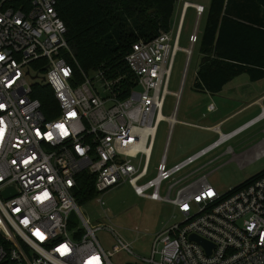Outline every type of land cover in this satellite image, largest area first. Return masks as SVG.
I'll use <instances>...</instances> for the list:
<instances>
[{"label":"built area","instance_id":"obj_1","mask_svg":"<svg viewBox=\"0 0 264 264\" xmlns=\"http://www.w3.org/2000/svg\"><path fill=\"white\" fill-rule=\"evenodd\" d=\"M58 3L0 0V264H113L77 202L83 172L101 204V193L128 181L137 195L173 206L177 221L155 235L150 257L142 258L147 264H264V173L226 194L200 173L207 164L177 175L235 130L171 166L167 144L149 177L158 126L175 122L163 116L166 97H176L174 115L180 98L169 89L175 56L186 53L183 84L205 6L183 3L182 14L196 12L189 47L180 45V21L175 33L134 42L124 56L126 73L102 64L77 75ZM43 85L53 90V117L33 96ZM261 143L256 158L264 156ZM73 211L82 225L70 219Z\"/></svg>","mask_w":264,"mask_h":264},{"label":"rangeland","instance_id":"obj_2","mask_svg":"<svg viewBox=\"0 0 264 264\" xmlns=\"http://www.w3.org/2000/svg\"><path fill=\"white\" fill-rule=\"evenodd\" d=\"M208 6L210 0H199ZM182 1L175 3L170 30L175 33L179 19ZM196 21L195 13L189 11L184 18L180 45L189 47V35ZM205 25V17L199 21V34ZM161 31V30H160ZM198 44L193 48L190 65L184 83L183 74L186 64V53L178 51L172 69L169 89L181 91L175 114L176 121L170 129V124L162 120L158 126L154 148L150 160L149 177L156 175V166L160 162L167 144L168 165L171 166L193 154L208 142L217 138V134L205 128H197L186 122L203 126L211 125L229 114H232L248 101L264 93V78L253 81L247 73H241L227 84L222 92L210 93L195 88L197 69L200 56ZM214 104V110H209V104ZM176 106V97L169 94L166 97L163 114L171 116ZM246 113L239 114L228 124V129L234 128L260 112L254 107ZM205 114V115H203ZM247 114V115H246ZM209 139L208 142L204 141ZM264 138V117L239 131L228 140L212 148L207 155L195 163L185 167L177 175L190 174L206 160L212 159L226 148H231L229 154L220 156L213 165L205 167L202 173H209L208 181L220 193L226 194L235 186L264 170V156L250 161L244 160L243 153ZM197 175L198 178L201 174ZM165 185L160 193L165 194ZM104 203L94 197L79 204L83 216L95 229L96 236L113 264L140 263L147 264L142 258L150 257L151 246L155 235L161 229L174 221L171 220L173 206L167 202L153 200L135 193L128 181L100 194ZM70 219L76 225H82L81 217L73 211ZM142 232L137 237L135 228ZM126 245L129 250H127Z\"/></svg>","mask_w":264,"mask_h":264},{"label":"trees","instance_id":"obj_3","mask_svg":"<svg viewBox=\"0 0 264 264\" xmlns=\"http://www.w3.org/2000/svg\"><path fill=\"white\" fill-rule=\"evenodd\" d=\"M178 0H59L58 11L67 26L72 55L67 57L77 75L102 64L112 71H128L124 56L138 39L146 41L160 30L169 31ZM199 34L201 55L195 88L216 93L241 73L253 81L264 78V0H210ZM47 117L55 116L53 90L43 85L33 94ZM264 173L251 176L237 189ZM90 175H80L75 195L83 204L96 195ZM229 191V192H230ZM228 193V192H227Z\"/></svg>","mask_w":264,"mask_h":264},{"label":"crops","instance_id":"obj_4","mask_svg":"<svg viewBox=\"0 0 264 264\" xmlns=\"http://www.w3.org/2000/svg\"><path fill=\"white\" fill-rule=\"evenodd\" d=\"M179 1H182V3H184V2H189V3H195V4H201V5H204L205 6V8L207 9L208 8V6H209V4H210V1H209V4H208V6H206L205 4H204V2H201V1H199V0H179ZM182 9L183 8H180V14H179V19H178V22H177V25L180 23V21H183V23H184V18L187 16V14L189 13V11H192V13H195V15H196V12H195V9L193 8V7H189V8H187V10H186V12H185V14H182ZM195 23H196V21H195ZM177 28V27H176ZM172 31H173V29H172ZM232 81V80H231ZM231 81H229L227 84H229ZM227 84L223 87V89L221 90V91H219V92H222L224 89H225V87L227 86ZM181 92V91H180ZM216 93H218V92H216ZM210 104H212V103H210ZM209 104V105H210ZM208 105V106H209ZM214 105V104H213ZM254 107H259L260 108V112L259 113H257L256 115H254L253 117H250L249 119H247V120H245L244 122H242L241 124H239L238 126H236V127H234V128H231V129H228V126L230 125V124H228L230 121H232L236 116H238L239 114H242V113H246L247 111H249L250 110V113H252V109L254 108ZM264 108V93H261V94H259L256 98H254V99H252V100H250V101H248L244 106H242V107H240L239 109H237L235 112H233L232 114H229V115H227V116H224V117H222V118H219V120L217 121V122H215V123H213V124H211V125H208V126H203V125H201L202 127L201 128H205V129H208V130H210V131H213L215 134H217L218 136H217V138H215L214 140H212V141H210V142H208L209 141V139L207 138V139H205L204 141H206V142H208V144L207 145H205V146H203L202 148H205V147H209L210 145H212L213 143H215L216 141H218V139L220 138V136H221V134H227V133H230V132H232V131H234V130H236L237 129V132H235V134L236 133H238L239 131H241V129L243 128V129H245L247 126H249V125H246L247 123H249L250 121H252L254 118H256L260 113H261V111H262V109ZM173 116H175L174 114H172ZM204 115V114H203ZM247 115V114H246ZM173 119V118H172ZM175 121H176V119H175ZM257 122V121H256ZM186 123H191V122H186ZM195 124H197V123H195ZM200 125V124H199ZM244 125H246V126H244ZM238 129H240V130H238ZM242 129V130H243ZM235 134H233V135H235ZM233 135H230V136H228L227 138H225L224 140H223V142L224 141H226V140H228L230 137H232ZM264 139V138H263ZM263 139H261L260 141H258L255 145H253L250 149H248L247 151H245L244 153H243V157H246V159H244V160H247V161H250L251 159H255L256 158V156H257V154H258V152L261 150V147H262V140ZM218 145V144H217ZM202 148H200V149H202ZM214 148V147H213ZM212 149V148H211ZM198 151V150H197ZM231 151H232V149L231 148H226L225 150H223L220 154H218L216 157H214V158H212V159H209V160H206L203 164H207L206 165V167H208V166H211V165H213V163L216 161V159L217 158H219L220 156H223V155H226V154H229V153H231ZM210 161H213V162H210ZM202 164V165H203Z\"/></svg>","mask_w":264,"mask_h":264},{"label":"water","instance_id":"obj_5","mask_svg":"<svg viewBox=\"0 0 264 264\" xmlns=\"http://www.w3.org/2000/svg\"><path fill=\"white\" fill-rule=\"evenodd\" d=\"M8 193H9V192L6 191V192H5V195H7ZM191 239H193V240H195V241H197V242L203 244L205 247L208 248V250H210V248H211V244H210L209 242H207L206 240H204L203 238H201V237H199V236L193 234V235H191ZM129 264H134V263H129Z\"/></svg>","mask_w":264,"mask_h":264},{"label":"bare ground","instance_id":"obj_6","mask_svg":"<svg viewBox=\"0 0 264 264\" xmlns=\"http://www.w3.org/2000/svg\"><path fill=\"white\" fill-rule=\"evenodd\" d=\"M164 116V119H171V117L170 116H165V115H163ZM264 117V114L260 117V118H257L256 120H254L253 122H256V121H258L259 119H262ZM173 119H174V117H172ZM253 122H250V123H248V124H246V125H251V124H253ZM246 125H244V126H246ZM243 129V128H242ZM241 129V130H242ZM238 130H240V129H238ZM235 132H237V129L234 131V133L233 134H235ZM233 134H231V135H233ZM228 136H223L222 137V140L221 141H219L217 144H219L220 142H222L225 138H227Z\"/></svg>","mask_w":264,"mask_h":264}]
</instances>
